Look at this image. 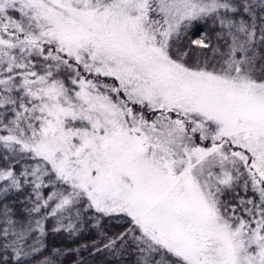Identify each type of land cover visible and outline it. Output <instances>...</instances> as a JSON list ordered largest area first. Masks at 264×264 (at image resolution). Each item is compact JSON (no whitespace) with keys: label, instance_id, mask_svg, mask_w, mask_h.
<instances>
[{"label":"snow or ice","instance_id":"obj_1","mask_svg":"<svg viewBox=\"0 0 264 264\" xmlns=\"http://www.w3.org/2000/svg\"><path fill=\"white\" fill-rule=\"evenodd\" d=\"M82 250L264 264V0H0V264Z\"/></svg>","mask_w":264,"mask_h":264},{"label":"trees","instance_id":"obj_2","mask_svg":"<svg viewBox=\"0 0 264 264\" xmlns=\"http://www.w3.org/2000/svg\"><path fill=\"white\" fill-rule=\"evenodd\" d=\"M205 32L208 33L209 35H211L213 33L212 24L210 21L205 22V23H199L198 22L194 29L190 30L186 36L182 37L181 44L186 45L189 42V40L195 38V36H194L195 33H205ZM93 235H94V233H87L83 236L82 240L74 241V240L66 239L64 236L54 234V235L49 236L47 243L49 246V250L53 247H65V248H67L68 246L78 247L79 243L87 242V241H85L86 236L89 237V241L91 242V238ZM77 259L91 260L92 257H90L86 251L82 250L79 258L73 256L72 259L68 262L62 261V264H75Z\"/></svg>","mask_w":264,"mask_h":264},{"label":"rangeland","instance_id":"obj_3","mask_svg":"<svg viewBox=\"0 0 264 264\" xmlns=\"http://www.w3.org/2000/svg\"><path fill=\"white\" fill-rule=\"evenodd\" d=\"M114 230H115V229H114ZM85 241H87L86 243H90V241H89V237H88V236H86ZM72 257H73V256L62 257V258H61V261H63V262H68V261H70V260L72 259ZM85 260H87V259H85ZM87 261L89 262V264H92V262H93V258H92L91 260H87ZM75 264H76V263H75ZM96 264H107L106 258L101 257V256L98 254L97 257H96Z\"/></svg>","mask_w":264,"mask_h":264}]
</instances>
